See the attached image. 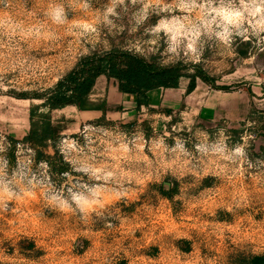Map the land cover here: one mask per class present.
I'll return each instance as SVG.
<instances>
[{"label": "rangeland", "instance_id": "374dc122", "mask_svg": "<svg viewBox=\"0 0 264 264\" xmlns=\"http://www.w3.org/2000/svg\"><path fill=\"white\" fill-rule=\"evenodd\" d=\"M112 49L179 66L183 103L105 119L68 106L50 112L56 143H25L42 101L15 95ZM199 72L211 83L193 97ZM115 83L101 76L91 100ZM263 255L264 0H0V264Z\"/></svg>", "mask_w": 264, "mask_h": 264}, {"label": "trees", "instance_id": "16d2710c", "mask_svg": "<svg viewBox=\"0 0 264 264\" xmlns=\"http://www.w3.org/2000/svg\"><path fill=\"white\" fill-rule=\"evenodd\" d=\"M101 76L115 80L120 93L134 96L136 111L140 112L143 107L153 110L150 107L149 92L161 88L178 89L185 74L179 66H158L125 50L112 49L84 56L53 88L43 93L15 95L19 99L42 101V104L34 105L31 108V129L23 141L40 150L46 148L49 143H56L61 138L64 128L53 122L50 115L53 110L75 106L83 112L100 111L104 114L103 119H105L111 109L107 100L100 103L91 100L93 89ZM188 78L190 79L188 94L195 91L199 78L206 83H211V79L202 72ZM121 109L117 108V111ZM168 113L171 114L170 111ZM12 141L17 142L14 139ZM42 155L49 162L54 158L45 153ZM251 264H264V255L252 258Z\"/></svg>", "mask_w": 264, "mask_h": 264}, {"label": "crops", "instance_id": "0c3cea01", "mask_svg": "<svg viewBox=\"0 0 264 264\" xmlns=\"http://www.w3.org/2000/svg\"><path fill=\"white\" fill-rule=\"evenodd\" d=\"M96 89V88H95ZM173 91L180 92L179 94L175 92L172 96H168V89H157L149 92L150 106L151 108L160 107H171L176 108L179 107L183 103L185 90L180 89H172ZM177 93V94H176ZM196 94V91L193 92V97ZM95 96V95H93ZM96 97L104 98L107 100L109 108H122L121 112L123 115H134L137 113L136 111V98L132 95L122 94L119 92L117 85H112L109 89L104 91V94H99ZM224 111V110H223ZM114 112V111H113ZM86 115H98V112H83Z\"/></svg>", "mask_w": 264, "mask_h": 264}]
</instances>
